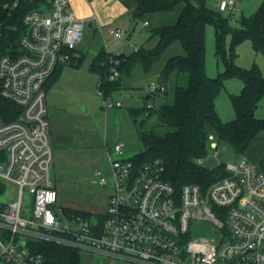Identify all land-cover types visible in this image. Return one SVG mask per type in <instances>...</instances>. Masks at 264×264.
Returning a JSON list of instances; mask_svg holds the SVG:
<instances>
[{
    "label": "built area",
    "instance_id": "2783aa9c",
    "mask_svg": "<svg viewBox=\"0 0 264 264\" xmlns=\"http://www.w3.org/2000/svg\"><path fill=\"white\" fill-rule=\"evenodd\" d=\"M237 2L219 0L217 7L238 12ZM23 24L19 52L0 58L2 97L20 109L17 118L0 122V195L7 182L18 187L15 200H0V264H45L35 247L41 242L128 264H264V172L245 156L225 163L228 175L208 187L177 190L159 161L125 159L124 143H116L107 149L110 175L94 171V183L110 187L105 215L92 222L56 211L46 90L56 70L76 59L86 23L70 0H47L28 10ZM111 34L124 37L121 29ZM117 75L113 70L110 80ZM194 222L214 225L218 237L193 239Z\"/></svg>",
    "mask_w": 264,
    "mask_h": 264
},
{
    "label": "trees",
    "instance_id": "16d2710c",
    "mask_svg": "<svg viewBox=\"0 0 264 264\" xmlns=\"http://www.w3.org/2000/svg\"><path fill=\"white\" fill-rule=\"evenodd\" d=\"M45 1L0 0V58L19 52L25 13ZM210 1L136 0V8L131 11L134 20H143L151 13L172 12L180 4L183 7L174 24L152 30L147 41L151 45L147 44L129 55L109 53L103 49L89 67L100 76L99 88L107 98L123 88L124 77L130 78L136 66L150 74L173 46L181 48L178 54L169 56L158 71L160 86L155 91L170 96L159 109L143 108L147 120L157 116L158 121L151 127H146V121L139 123L138 133L144 149L133 157L138 164L159 161L164 168V178L177 190L186 184L206 188L228 175L224 162L217 164L215 169L202 164L208 155L211 137L217 146L227 145L239 156L246 157L255 138L264 132V118L256 115L264 101V73L256 63L250 69H243L233 61V50L245 40L253 43L258 54L264 53V1L253 14L242 16L237 27L231 26L230 16H224L218 7H211ZM15 2L17 6L11 8ZM208 24L215 31V54L218 59L222 57L225 64V70L213 78L206 72ZM227 36L231 37L230 56L226 53ZM77 61L80 59H73L71 63ZM81 61L75 66L80 67ZM62 68L59 67L49 79L47 89L56 82ZM113 70L118 75L110 80ZM229 78L241 79L243 88L240 94L230 95L235 118L223 122L216 100ZM2 88L0 79V122L13 120L20 114L15 104L2 97ZM132 115L137 117L138 112L132 111ZM64 211L67 214L80 213ZM35 247L43 254L45 264H84L78 250L50 242L35 243Z\"/></svg>",
    "mask_w": 264,
    "mask_h": 264
},
{
    "label": "rangeland",
    "instance_id": "374dc122",
    "mask_svg": "<svg viewBox=\"0 0 264 264\" xmlns=\"http://www.w3.org/2000/svg\"><path fill=\"white\" fill-rule=\"evenodd\" d=\"M88 5V0H85ZM264 0H238V12H224L223 15L229 17L232 27H237L242 16L253 14ZM209 5L217 8V0H211ZM89 6V5H88ZM73 9V8H72ZM176 11V10H175ZM105 13V12H104ZM104 16V14H102ZM146 20V19H144ZM113 27L119 26L122 22L119 20ZM154 23L145 26L143 20H133L126 29V34L121 39L115 38L110 34L112 25L103 29L102 33L94 34V31L85 24V39L81 45L82 52L87 54V58L80 67L75 66L80 61L71 63L73 65H64L58 73L55 83L46 90V102L50 121V139L51 122L57 128L65 129L74 138L79 131L80 134L91 135L95 142L93 146L78 144L76 147L60 151L59 158L57 151L52 145L53 166L51 175L57 183L58 189L62 188L60 201L57 202L56 211L65 209L67 211H78L89 214L92 222L98 215H105L108 211L109 202L107 195L109 186L102 187L94 183V171L99 169L104 175H110V167L107 163V152L103 144L111 148L116 143H124V158L129 159L138 155L144 146L139 138L138 126L141 121H146V127L157 124V116L146 119L142 110L145 106L159 109L170 95L158 93L151 89L152 85L160 86L158 71L165 63L166 59L178 54L179 46H173L158 62L154 71L145 74L140 66H136L130 78L124 77L123 88L114 91L104 98L103 91L99 88L100 76L89 69V56L91 47L96 43H101L109 53L132 54L137 49L152 43L147 40L151 35ZM132 31V35L130 32ZM231 37L226 38V53L231 55ZM105 50V49H104ZM105 50V52H106ZM234 63L243 68L250 69L255 63L260 66L264 73V53H257L253 43L245 40L233 50ZM206 72L210 77H216L225 70L224 59L217 58L215 54V31L212 25L206 26ZM81 61V62H82ZM243 88V82L239 78H229L225 82V87L219 94L216 102L218 108L225 114L233 110L231 103V94H240ZM151 95L149 100L146 97ZM122 106L118 107L117 104ZM264 109V101L258 108L257 116H260ZM132 111H137V117L132 115ZM235 118L225 119L224 122H230ZM262 118V117H260ZM138 121V123L136 122ZM216 143L210 139L208 144V155L202 160V164L208 169H215L219 162L237 164L240 156L233 152L227 145L215 146ZM218 156H216V152ZM5 191L0 195L2 202L15 200L18 196V187L13 183H5ZM31 205L28 206L31 209ZM60 220L64 224L65 218L60 215ZM192 227L193 239L201 237H218L219 229L212 224L203 222H194ZM84 264H128L124 261L105 257L102 255H89L85 251L80 252Z\"/></svg>",
    "mask_w": 264,
    "mask_h": 264
},
{
    "label": "crops",
    "instance_id": "0c3cea01",
    "mask_svg": "<svg viewBox=\"0 0 264 264\" xmlns=\"http://www.w3.org/2000/svg\"><path fill=\"white\" fill-rule=\"evenodd\" d=\"M70 1H71V10L75 13V15L78 18L83 19L85 23L88 24V27L94 31L95 35L98 33L100 35L103 29H105L107 26L110 27V25H112V27L110 28V34H111V30L113 29H121L124 31V34H126L127 26L129 24H132L134 20L131 14V11H133L136 8V0H88L89 6L86 5L85 0H70ZM182 7L183 5L180 4L176 7L175 9L176 11L174 10L168 13L148 14L144 18L146 20L143 19L144 25H145V22L149 23L148 26H150L151 23H154L153 28H158L161 26L174 24L179 17ZM102 14H104V16H102ZM119 20L122 23L119 26L113 27V25L115 23H118L117 21ZM131 35H132V31L130 32L129 36ZM84 39H85V34H84ZM81 45L77 49L76 60L80 58L85 60L87 58V54H85L84 52H82V50H80ZM103 49L106 50V48L102 46L101 43H96L94 48L91 47L90 49L91 51L89 52L90 53V56H89L90 64L93 58L97 54H99V52ZM90 64H89V67H90ZM216 108L223 122L225 121V119H231L235 116L234 110H231V111L229 110L225 114L223 110L218 108L217 102H216ZM259 117L264 118V109L263 111H261ZM96 142L91 135H88V134L82 135L80 134V131L76 136H74V138H72L69 132L65 131V129L57 128L54 125V123L51 122V143L54 145L57 151L58 158H59L58 152L60 151L64 152L67 149L76 147L78 144H83L86 146H90V145L93 146L92 144ZM103 146L105 147L106 152H107L108 145L103 144ZM246 157L251 162H253L259 170L264 172V132H261L255 138V140L253 141V143L251 144V146L246 152ZM62 190H63L62 188L58 189V186H57V192H58L57 202L60 201ZM107 198L109 202V193L107 195ZM87 216H90V215L88 214ZM98 216H101V215H98Z\"/></svg>",
    "mask_w": 264,
    "mask_h": 264
},
{
    "label": "water",
    "instance_id": "95a60500",
    "mask_svg": "<svg viewBox=\"0 0 264 264\" xmlns=\"http://www.w3.org/2000/svg\"><path fill=\"white\" fill-rule=\"evenodd\" d=\"M150 99V95H148L147 97H146V100H149Z\"/></svg>",
    "mask_w": 264,
    "mask_h": 264
}]
</instances>
